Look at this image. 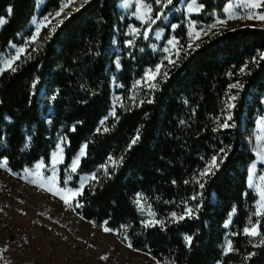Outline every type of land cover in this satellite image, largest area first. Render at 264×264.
I'll return each mask as SVG.
<instances>
[{
	"label": "trees",
	"instance_id": "trees-1",
	"mask_svg": "<svg viewBox=\"0 0 264 264\" xmlns=\"http://www.w3.org/2000/svg\"><path fill=\"white\" fill-rule=\"evenodd\" d=\"M121 1H83L41 47L13 66L15 71L0 72V157L14 172L38 161L49 167L52 152L65 135L68 145L59 184L76 188L82 175L95 172L98 177L80 197L83 207L76 212L84 219L97 225L107 220L109 227L119 230L120 239L127 235L134 248L162 264H264V247H253L259 238L243 234L256 200L248 187L249 166L255 159L248 136L264 108V59L259 58L264 52V25L224 28L183 51L152 92L151 103L120 108L108 131H98L112 103V79L120 56L117 41L123 27ZM150 1L155 18L183 0H173L167 8ZM228 1L202 0L203 13L192 18L210 22L211 16L205 15L222 11ZM59 3L51 0L46 10ZM35 14L36 0H0L4 21L0 58ZM183 21L172 19L181 23L176 36L185 46ZM163 26L168 39L171 29ZM119 42L125 46L123 34ZM137 43L135 53L123 57L118 74L127 89L158 62L148 42ZM236 83L242 88H231ZM231 96L236 99L230 100ZM228 103L235 107L229 110ZM229 111L234 126L219 128ZM138 132L140 140L129 149ZM85 143L86 155L68 181L70 166ZM221 148L227 151L224 163L214 176L201 178L211 158L222 155ZM109 158L122 162L113 169ZM138 196L143 197V211L136 204ZM188 207L193 209L192 218L173 220L171 213L179 217ZM232 213L234 251L225 254L226 222ZM150 218L162 221L163 227L145 228L143 221ZM259 229L264 233V217ZM186 237L192 238L191 246ZM249 253L255 255L247 259Z\"/></svg>",
	"mask_w": 264,
	"mask_h": 264
},
{
	"label": "rangeland",
	"instance_id": "rangeland-1",
	"mask_svg": "<svg viewBox=\"0 0 264 264\" xmlns=\"http://www.w3.org/2000/svg\"><path fill=\"white\" fill-rule=\"evenodd\" d=\"M50 1L36 0V14L30 25L25 32L19 35L17 42L12 43L1 55L0 72L9 69L5 62L16 54L17 49H25V52L20 55L21 59L28 52L41 47L46 36L52 32V29L85 0H60L58 7L54 8L51 6L49 10H46ZM238 2L239 0H229L222 11L213 10L210 14L207 13L205 15L206 17L211 16L210 22H201L192 18L194 15L203 13L204 5H202L201 1L193 4L190 0H183L177 8L167 11L163 10V17L157 20L155 24L149 26L138 18L140 15L138 9L143 10L144 6L148 5L151 6L153 11L152 1L122 0L120 9L123 27L119 30V36L124 35L125 46H120L118 36L117 46L120 56L116 59L117 74L112 79L111 108L108 115L101 120L103 123L100 122L99 130L103 131L104 128H108V123L116 117L120 108L134 107L140 105L141 101L150 99L152 92L159 86V82L167 75L168 69L173 66L166 57H171L177 62L183 51L199 45L208 36L224 28L248 23L250 25H264V21L258 19H228L232 10L229 6L231 5L235 8ZM65 3H67V7H65L64 12L59 17L55 16V13L60 11L62 4ZM190 6L193 9L197 6L202 7H200L199 11L193 10L189 12L188 8ZM235 11L241 16L245 15V10L242 8H236ZM259 11H264V9ZM45 17L48 19L45 20ZM174 17L184 19L183 22L187 28V44L185 46L181 44L180 38L176 36L181 23H172ZM218 19H226V25H217L216 28L208 31L210 26ZM158 21L162 25L157 26ZM37 24H40V31L33 42L32 37L36 34ZM3 25L4 23L0 24V29ZM163 25L169 26L171 29V36L168 39L165 38L167 30ZM145 30H149L147 38L143 35ZM196 31H201V38L198 40L195 39ZM205 31H207V35L204 34ZM140 39L148 42L149 49L158 58V62L156 65L148 67L143 76L136 79L131 87L127 89L119 79L120 75L118 74L123 70V57L125 54L130 56L135 53L138 48L137 42ZM130 41L131 43H129ZM169 41H172L176 47H173V44H170ZM190 44L191 47H189ZM165 48L170 51L166 53L164 51ZM177 49L180 50L178 57L175 55ZM20 59L14 61L12 67ZM157 65H162L159 73L154 80L149 79L148 77L155 72ZM152 84H156V87L152 88ZM262 102L264 106V94L262 95ZM114 107L115 117L111 115ZM248 144L255 155L254 161L249 166L248 187L256 200L250 212L247 227L250 223H255L261 219V217L254 216V212L260 205L259 193L264 190V181L260 180V177L264 176V108L256 117L255 128L248 136ZM67 145V137L65 135L60 136L52 152L49 167L46 166L44 161H38L33 167L21 172H14L8 164L5 169H0V209H2L0 211V257H2L0 264H155V260L148 253L136 251L134 247L130 249L126 246V243H121L119 235L104 233L100 225L96 224L94 227L92 223H89V220L84 219L77 212L64 210L62 201L57 196H52L46 191L49 186L48 183L38 179V183H44V187L38 188L25 179L20 178L27 176L26 170L34 171L39 168L42 176H54L57 186L69 187L59 184L60 166L64 162ZM86 150L87 144L85 143L70 166L68 181L77 173L80 162L86 155ZM82 151L85 152L83 157L80 155ZM77 158H79V165L76 172H72V166ZM93 175H95V172L82 175L78 186L85 177L90 178ZM91 181L89 179L86 185ZM260 210L264 211V209ZM45 213L46 215H44ZM234 216L235 214L232 213L226 222V227L229 231L224 250H226L228 241H231L233 246L232 240L236 234V231L233 230ZM258 230L260 231V229ZM89 245L92 246L90 247ZM104 255L109 257L107 261L100 259Z\"/></svg>",
	"mask_w": 264,
	"mask_h": 264
},
{
	"label": "snow or ice",
	"instance_id": "snow-or-ice-1",
	"mask_svg": "<svg viewBox=\"0 0 264 264\" xmlns=\"http://www.w3.org/2000/svg\"><path fill=\"white\" fill-rule=\"evenodd\" d=\"M156 4L161 5L162 8H167L169 5H172L173 0H155ZM192 3L195 4V0H192ZM65 7H67V3L62 4L60 11L55 13V16L59 17L61 15V13L64 12ZM200 7L202 6H197L195 9H193V7H189L188 11L192 12L193 10L195 11H199ZM231 10L228 19H232V18H246V19H258L260 21H264V11H259L260 9H264V0H241L240 4L235 5V8H233V6H229ZM236 8H242L245 10V15H240L239 13H237L235 11ZM138 11L140 12V15L138 18L141 19V21L147 25H151V24H155L157 20L161 19L164 15L163 12H159L156 14L155 18H153V16L151 15L152 13V8L151 6L145 5L143 10L138 9ZM9 12H11V9H9ZM48 18L45 17V20H47ZM4 23V21L2 19H0V24ZM227 20H217L214 24H212L209 28L208 31H210L211 29H214L217 27V25H226ZM175 27V26H174ZM39 31H40V24H37V30H36V34L32 37V41L34 42L37 38V36L39 35ZM52 31L54 32L55 29H52ZM205 35H207V31L204 32ZM143 35L145 36V38L148 37L149 35V30H145ZM201 38V31H196L195 33V39H200ZM131 43V41L129 42ZM170 44H173L172 41H169ZM173 47H176L175 44H173ZM189 47H191V44L189 45ZM164 51L167 53L170 50L168 48H165ZM25 49L24 48H20L17 49L16 54L13 57H10L6 62V66L11 70V71H15V67H12L14 61L20 59V55L21 53H24ZM180 54V50L177 49L175 55L178 57ZM260 59H264V52H262L260 54ZM166 59H168L170 64H175L176 61L171 59V57H166ZM255 62V61H254ZM162 67V65H157L155 72H153L148 78L154 80L156 75L159 73L160 68ZM247 67V66H245ZM244 71V68L241 69V72ZM166 75V73H165ZM139 83V82H138ZM152 88L156 87V84H152L151 85ZM231 88L234 89H239L242 88V85H240L239 83L233 84L231 85ZM54 98V97H53ZM133 99H135L133 97ZM236 96H231L230 100H235ZM149 103H151V100H148ZM141 104L143 103V101L140 102ZM121 107H123V105H121ZM235 105L232 103H228L227 108L230 110L232 108H234ZM111 115L113 117H115L116 113H115V107L113 108V111L111 113ZM232 120V115L231 112H228V115L226 117V119L224 120V122L222 124H219V128L222 129H227L230 127H233L234 125H232L230 123V121ZM103 123V121L101 122ZM99 131V129H98ZM103 131L107 132L108 128H104ZM0 139H2V137H0ZM140 140V134L139 132L137 133V135L131 140L130 144H129V149H131L132 146H134L136 143H138V141ZM86 147V146H85ZM62 151V149H61ZM220 153H222V155L218 156H213L211 158V161L209 162V164L205 167V169L199 174L201 178L204 177H210V176H214L216 171L219 170L220 165L224 163L226 157H227V151L224 148L220 149ZM81 157H83L85 155V152H81ZM110 159V164L111 167L113 169H115L116 167L119 166V164L122 162V159L120 161L117 160H112ZM7 165V159L4 157H0V169H5ZM79 165V158H77V160L75 161V163L72 166L71 171L72 172H76L77 170V166ZM27 172V176H23L20 177L21 179H25L27 182L33 184L34 186L39 187H44V183L46 182L48 183V187L46 188V191L52 195V196H57L61 201L62 204L64 206V210H71L73 212H76L77 209L82 208L83 205L80 201V197L83 196L84 190H85V185L88 182L89 179H91L92 181H96L98 179L97 176L93 175L90 178L89 177H85L79 184L78 187L76 188H70V187H59L56 185V181L54 176H50V177H44L42 176L39 168H37L34 171H29L26 170ZM110 175L109 171H108V165L105 166V176ZM38 179L40 181H43L42 183H38ZM69 179H71V177H69ZM260 180L264 181V176L260 177ZM197 183L199 184L200 188H204V183L200 182V180L197 181ZM260 205L259 208L254 212V216L256 217H264V211H261L260 209H264V190H262L260 193ZM143 197L142 196H138V199L136 200V204L138 207H141V210L143 211V207L141 206V201H142ZM193 199H195V197H193ZM0 211H2V209H0ZM198 211V209H197ZM46 215V213L44 214ZM149 217H152L153 214L149 211L148 213ZM171 216L173 218L174 221L178 222L179 220H184L186 217L187 218H192L193 217V209L191 207H188L185 209L184 213L181 214L179 217H177V214L175 212L171 213ZM89 223H92L93 226H96V223L94 221H89ZM157 225H160L161 227H163V222L156 220L154 218H150V219H145L143 221V226L145 228H151V227H156ZM259 225H260V221L257 220L255 223H250V225L248 227H245L243 229V234L246 235L247 237L250 238H259V243L254 244L253 247H264V233H261L258 229H259ZM102 227V231L104 233H114L119 235V230L118 229H113L111 227L108 226V221H104L102 222V224L100 225ZM124 226L122 225L121 228H123ZM186 242L188 246H191L192 243V238L191 237H186ZM121 243H126V246L128 248H132L133 245L131 244V242L129 241V238L127 235H124L121 237ZM90 247L92 245H89ZM136 251H140L139 249H136ZM234 251L233 246H232V242L228 241L226 244V250H225V254H228L230 252ZM150 255V254H149ZM255 253H249L247 259H251L252 256H254ZM153 260H155V264H162V262L160 260H157L155 257H151ZM0 259H2V257H0ZM100 259L102 261H107L109 259V257L107 255L101 256Z\"/></svg>",
	"mask_w": 264,
	"mask_h": 264
},
{
	"label": "crops",
	"instance_id": "crops-1",
	"mask_svg": "<svg viewBox=\"0 0 264 264\" xmlns=\"http://www.w3.org/2000/svg\"><path fill=\"white\" fill-rule=\"evenodd\" d=\"M190 1H192V0H190ZM197 1H202V0H195V2H197ZM241 3V0H239V2H238V4H240ZM203 5V4H202ZM248 25H250L249 23H248Z\"/></svg>",
	"mask_w": 264,
	"mask_h": 264
}]
</instances>
